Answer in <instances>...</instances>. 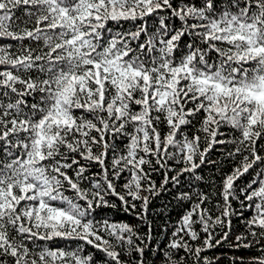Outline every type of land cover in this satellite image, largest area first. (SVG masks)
<instances>
[{
    "label": "snow or ice",
    "instance_id": "obj_1",
    "mask_svg": "<svg viewBox=\"0 0 264 264\" xmlns=\"http://www.w3.org/2000/svg\"><path fill=\"white\" fill-rule=\"evenodd\" d=\"M226 261L264 264V0H0V264Z\"/></svg>",
    "mask_w": 264,
    "mask_h": 264
},
{
    "label": "trees",
    "instance_id": "obj_2",
    "mask_svg": "<svg viewBox=\"0 0 264 264\" xmlns=\"http://www.w3.org/2000/svg\"><path fill=\"white\" fill-rule=\"evenodd\" d=\"M213 159H217L218 157L217 156H213L212 157ZM204 175L205 176H208V177H211L213 175V171L210 170V167H206L205 170H204ZM117 219H128L126 216H124L123 214H120V216L116 217ZM172 218L173 219H176V213L173 212L172 213ZM237 227H239V225L237 224ZM227 252L228 256L230 257L232 255L231 252H228V250H224ZM225 264H227V261L225 262Z\"/></svg>",
    "mask_w": 264,
    "mask_h": 264
}]
</instances>
